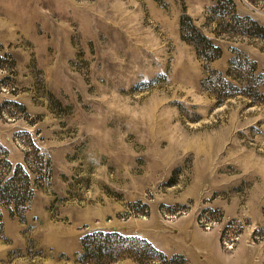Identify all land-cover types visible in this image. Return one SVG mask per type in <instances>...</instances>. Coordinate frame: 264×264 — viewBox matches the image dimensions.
<instances>
[{
	"label": "rangeland",
	"instance_id": "rangeland-1",
	"mask_svg": "<svg viewBox=\"0 0 264 264\" xmlns=\"http://www.w3.org/2000/svg\"><path fill=\"white\" fill-rule=\"evenodd\" d=\"M234 1L264 25V0ZM215 5L0 0V143L15 163L35 145L51 169L23 219L5 212L0 264H100L81 260L97 231L185 264H264V39L218 36ZM186 16L220 58L182 38ZM237 51L259 94L221 98L209 78Z\"/></svg>",
	"mask_w": 264,
	"mask_h": 264
},
{
	"label": "trees",
	"instance_id": "trees-1",
	"mask_svg": "<svg viewBox=\"0 0 264 264\" xmlns=\"http://www.w3.org/2000/svg\"><path fill=\"white\" fill-rule=\"evenodd\" d=\"M212 14L221 20L216 29L218 36L228 34L230 39L235 38V35L264 39V25L250 16L239 15L234 0H216ZM181 29L182 38L195 45L199 56L207 61L222 56V48L205 36L189 16L181 19ZM262 77L257 76V62L243 58L237 51L229 71L226 74L214 71L209 84L221 94V98L235 94L258 95L259 79ZM50 175V159L35 145L26 151L23 163H15L11 160L10 150L0 143V236L4 231L5 212L11 218L23 219L36 189L43 186ZM81 245L83 262L117 264L132 259L137 264H156L158 260L161 264H175V260L182 258L183 261L178 264L186 263L183 256L170 258L145 238L127 236L116 231L89 232L81 239Z\"/></svg>",
	"mask_w": 264,
	"mask_h": 264
},
{
	"label": "crops",
	"instance_id": "crops-1",
	"mask_svg": "<svg viewBox=\"0 0 264 264\" xmlns=\"http://www.w3.org/2000/svg\"><path fill=\"white\" fill-rule=\"evenodd\" d=\"M179 223L180 224H183V225H185L187 227V219L186 220L185 219H182L181 221H179ZM209 241L211 242L210 239L209 240H207V239L203 240V243L200 244V246L202 248H204V249H208L211 246L210 243H209ZM150 242H153V241L151 240ZM225 260L228 261V262H230V263H227L225 261V264H239V262L236 261V260H238V258L236 256H232L231 258L226 257Z\"/></svg>",
	"mask_w": 264,
	"mask_h": 264
}]
</instances>
